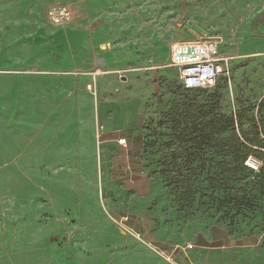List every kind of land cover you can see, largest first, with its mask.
Returning <instances> with one entry per match:
<instances>
[{"label":"rangeland","instance_id":"1","mask_svg":"<svg viewBox=\"0 0 264 264\" xmlns=\"http://www.w3.org/2000/svg\"><path fill=\"white\" fill-rule=\"evenodd\" d=\"M205 37L231 75L186 90L172 46ZM186 100L263 144L264 0H0V264L172 262L211 224L264 238L260 172L216 157L187 206L165 182Z\"/></svg>","mask_w":264,"mask_h":264},{"label":"trees","instance_id":"2","mask_svg":"<svg viewBox=\"0 0 264 264\" xmlns=\"http://www.w3.org/2000/svg\"><path fill=\"white\" fill-rule=\"evenodd\" d=\"M166 117L172 125V147L163 152L159 163L162 174L169 175L165 182L184 206L193 205L198 195L203 196L211 188L201 175L216 157L222 159L220 164L230 165V171L236 177L242 172H254L245 165L250 155L264 160V153L256 148L262 145H257L249 137L243 140L237 132L235 120L222 116L213 104L186 100L172 106ZM228 158L232 160L228 161ZM185 172L188 174L185 175ZM260 174L264 179V163ZM212 182L213 190L229 186L226 177L216 178Z\"/></svg>","mask_w":264,"mask_h":264},{"label":"built area","instance_id":"3","mask_svg":"<svg viewBox=\"0 0 264 264\" xmlns=\"http://www.w3.org/2000/svg\"><path fill=\"white\" fill-rule=\"evenodd\" d=\"M220 37H205L194 41H178L171 49L170 65L179 70L184 89L196 90L214 86L219 77L231 75L230 58L222 52ZM264 140V134L262 135ZM264 153V141L256 147ZM264 160L250 155L245 165L260 172Z\"/></svg>","mask_w":264,"mask_h":264},{"label":"crops","instance_id":"4","mask_svg":"<svg viewBox=\"0 0 264 264\" xmlns=\"http://www.w3.org/2000/svg\"><path fill=\"white\" fill-rule=\"evenodd\" d=\"M159 264H264V238L233 236L225 227L211 224L189 240L172 262Z\"/></svg>","mask_w":264,"mask_h":264},{"label":"bare ground","instance_id":"5","mask_svg":"<svg viewBox=\"0 0 264 264\" xmlns=\"http://www.w3.org/2000/svg\"><path fill=\"white\" fill-rule=\"evenodd\" d=\"M8 138V137H7ZM29 140V139H28ZM25 147V146H24Z\"/></svg>","mask_w":264,"mask_h":264}]
</instances>
